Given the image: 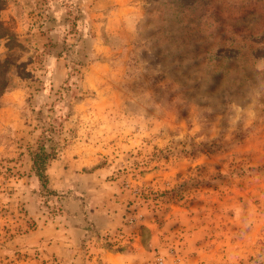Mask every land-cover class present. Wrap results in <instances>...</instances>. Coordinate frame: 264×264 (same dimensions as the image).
Segmentation results:
<instances>
[{
  "label": "rangeland",
  "instance_id": "374dc122",
  "mask_svg": "<svg viewBox=\"0 0 264 264\" xmlns=\"http://www.w3.org/2000/svg\"><path fill=\"white\" fill-rule=\"evenodd\" d=\"M0 61V264H264V0H0Z\"/></svg>",
  "mask_w": 264,
  "mask_h": 264
},
{
  "label": "trees",
  "instance_id": "16d2710c",
  "mask_svg": "<svg viewBox=\"0 0 264 264\" xmlns=\"http://www.w3.org/2000/svg\"><path fill=\"white\" fill-rule=\"evenodd\" d=\"M5 67L4 63L0 61V69L2 70ZM4 75L0 72V82L3 84L5 82ZM4 80V81H3ZM55 158L54 152H47L43 148H38L33 152V170L35 171L36 175L39 177L44 190H48V177H47V166L50 160Z\"/></svg>",
  "mask_w": 264,
  "mask_h": 264
},
{
  "label": "crops",
  "instance_id": "0c3cea01",
  "mask_svg": "<svg viewBox=\"0 0 264 264\" xmlns=\"http://www.w3.org/2000/svg\"><path fill=\"white\" fill-rule=\"evenodd\" d=\"M104 258L107 261H113L114 264H127L126 260L132 258V255H124L119 252H106Z\"/></svg>",
  "mask_w": 264,
  "mask_h": 264
}]
</instances>
